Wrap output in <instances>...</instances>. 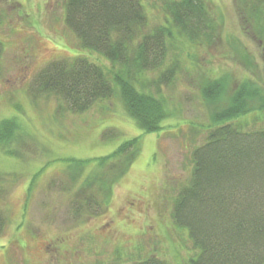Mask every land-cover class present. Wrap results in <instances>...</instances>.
I'll use <instances>...</instances> for the list:
<instances>
[{
	"label": "rangeland",
	"instance_id": "1",
	"mask_svg": "<svg viewBox=\"0 0 264 264\" xmlns=\"http://www.w3.org/2000/svg\"><path fill=\"white\" fill-rule=\"evenodd\" d=\"M65 2L0 0V121L17 115L22 125L9 145H0V264H107L119 253L125 261L154 254L165 264H187L193 245L172 210L205 138L208 107L218 103L208 102L202 86L222 77L232 79L226 95L244 77L264 86V37L245 20L239 0H205L215 36L208 43L171 38L163 64L141 79L172 111L162 129L144 133L118 92L82 112L68 111L53 94L30 95L33 75L53 58L83 54L109 64L81 48L65 24ZM143 3L151 26L164 23L160 0ZM172 61L173 76L157 84ZM111 129L116 137L102 138ZM132 136L141 137L139 153L102 208L77 213L63 159L99 157Z\"/></svg>",
	"mask_w": 264,
	"mask_h": 264
},
{
	"label": "trees",
	"instance_id": "2",
	"mask_svg": "<svg viewBox=\"0 0 264 264\" xmlns=\"http://www.w3.org/2000/svg\"><path fill=\"white\" fill-rule=\"evenodd\" d=\"M160 1L164 23L151 26L143 0H66L65 24L81 48L109 64L83 54L53 58L33 75L30 95L37 100L53 94L68 111L82 112L118 92L127 116L142 132L162 129L172 111L162 96L145 90L142 77L163 64L171 38L208 43L216 25L205 0ZM239 4L245 20L264 37V0ZM2 46L0 40V50ZM176 69V61L162 68L157 84L166 83ZM231 80L210 79L202 86L208 102L218 103L208 107L210 122L203 142L193 150L190 180L173 204L172 219L193 245L187 264H264V86L244 77L226 95ZM19 118L0 121V145L16 138ZM116 135L111 129L102 138ZM140 144L141 137L132 136L105 155L63 159L71 179L66 190H76L71 204L77 213L102 208ZM122 258L119 253L107 264H165L154 254Z\"/></svg>",
	"mask_w": 264,
	"mask_h": 264
}]
</instances>
